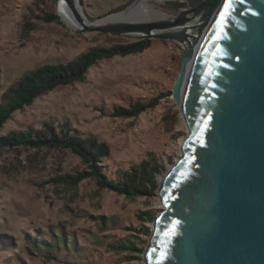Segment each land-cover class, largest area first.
Wrapping results in <instances>:
<instances>
[{
	"label": "rangeland",
	"instance_id": "rangeland-1",
	"mask_svg": "<svg viewBox=\"0 0 264 264\" xmlns=\"http://www.w3.org/2000/svg\"><path fill=\"white\" fill-rule=\"evenodd\" d=\"M77 1L97 22L129 1L134 6L142 0ZM202 1L167 0L155 10L170 18L174 13L165 6L183 10ZM51 14L59 21H46ZM136 41L109 33L77 34L63 22L55 0H0V106L19 78L38 67L66 64L95 47ZM180 70L179 46L151 40L143 53L98 62L84 82L47 91L15 112L0 137L46 126L59 134L68 129L106 145L109 155L102 165L110 178L144 160H157L163 167L160 182L189 134L172 98ZM153 99L156 106L136 119L111 116L117 108ZM87 170L68 150L0 149V264H146L150 236L145 230L151 233L153 227L145 222L146 213L157 217L163 209L159 197L127 199L101 190L94 178L77 187L51 182ZM125 240L135 242L137 250L112 247Z\"/></svg>",
	"mask_w": 264,
	"mask_h": 264
},
{
	"label": "water",
	"instance_id": "water-1",
	"mask_svg": "<svg viewBox=\"0 0 264 264\" xmlns=\"http://www.w3.org/2000/svg\"><path fill=\"white\" fill-rule=\"evenodd\" d=\"M223 2L165 6L174 16L164 19H111L130 5L91 22L77 0H55L57 9L71 12L77 34L180 48L172 98L189 134L159 182L163 209L153 221L146 264H264V0H237L221 27Z\"/></svg>",
	"mask_w": 264,
	"mask_h": 264
},
{
	"label": "trees",
	"instance_id": "trees-1",
	"mask_svg": "<svg viewBox=\"0 0 264 264\" xmlns=\"http://www.w3.org/2000/svg\"><path fill=\"white\" fill-rule=\"evenodd\" d=\"M131 2L114 10L119 12L126 9ZM46 21H59L57 14L46 16ZM151 47V40H141L129 44L114 45L111 47H95L75 60L66 64L44 65L26 73L16 82L15 86L9 89L6 103L0 106V129L11 119L12 115L25 107L32 106L34 102L59 86H69L77 82H84L89 69L102 60H109L114 57H127L140 54ZM157 99L148 103L137 102L129 108H117L111 116L121 119H136L146 111L154 108ZM32 149V150H68L80 157L88 170L79 172L76 175H63L53 179L55 184L79 186L83 181L94 178L101 190L114 192L127 199L141 197H155L159 189L158 176L163 167L157 160H144L138 165L131 166L126 171H120L116 179H112L105 172L102 165L103 159L108 157L109 150L104 144H100L92 138H83L72 134L70 130L57 133L52 127L46 126L45 131L36 133H17L0 137V149ZM148 219L145 222L151 223L156 218L151 212L146 213ZM150 236V230H145ZM112 247L120 250L134 252L137 245L132 240L119 242Z\"/></svg>",
	"mask_w": 264,
	"mask_h": 264
},
{
	"label": "bare ground",
	"instance_id": "bare-ground-1",
	"mask_svg": "<svg viewBox=\"0 0 264 264\" xmlns=\"http://www.w3.org/2000/svg\"><path fill=\"white\" fill-rule=\"evenodd\" d=\"M166 1L167 0H142L128 10L115 14L111 19H124L126 21L164 19L166 16H161L155 10V6H162ZM58 13L60 14L63 22L71 26L74 30H77L78 25L76 24L71 12L65 6H59Z\"/></svg>",
	"mask_w": 264,
	"mask_h": 264
},
{
	"label": "snow or ice",
	"instance_id": "snow-or-ice-1",
	"mask_svg": "<svg viewBox=\"0 0 264 264\" xmlns=\"http://www.w3.org/2000/svg\"><path fill=\"white\" fill-rule=\"evenodd\" d=\"M238 2L243 3V0H238ZM235 3H237V0H224L222 4V10L218 14L221 27L223 26V23L227 20V18L231 15V12L234 10Z\"/></svg>",
	"mask_w": 264,
	"mask_h": 264
}]
</instances>
